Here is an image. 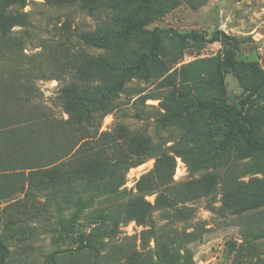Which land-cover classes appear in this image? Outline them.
<instances>
[{
  "label": "trees",
  "instance_id": "obj_1",
  "mask_svg": "<svg viewBox=\"0 0 264 264\" xmlns=\"http://www.w3.org/2000/svg\"><path fill=\"white\" fill-rule=\"evenodd\" d=\"M51 1L63 6L80 1L90 13L95 7H112L118 12L129 6L139 15L135 19L117 16L115 24L79 34L85 44L106 51L101 54L76 50L62 40H56L53 46L44 44L50 47L48 52L42 48L28 54L25 50L32 23L25 7L29 0H0V200L23 195L18 210L25 216L10 221H48L45 224L53 231L74 229L75 222L100 197L126 193L121 186L130 168L155 158L154 166L137 181L136 191L127 192L126 201L90 216L91 230L77 249L88 248L96 256L105 246L104 238L117 237L120 224L135 219L148 226L141 237L143 251L133 243L121 245L117 264H194L188 245L202 240L204 231H208L206 224L196 222L192 231L175 227L179 221L188 222L194 217V201L213 198L223 186L226 208L234 206L242 211L264 205V181L258 193L244 198V183L236 181L233 172H220L216 162L237 142L243 145L244 157L252 159V166L259 167V158L264 157V110L253 105L250 96L239 103L229 99L226 72L236 64L241 39L223 30L181 32L159 26L149 29L153 18L162 14L161 0ZM137 38L139 45L131 47ZM188 38L223 41L230 47L215 62L212 77L207 80L215 92L212 98L193 93L189 86L186 90L174 86L173 74H167L169 68L163 59L167 42L182 43ZM242 67L249 69L251 65ZM199 77L193 80L196 90L197 83H202ZM135 78L146 82L160 79V89L155 94H137L143 102L148 98L161 99L155 114L157 126L182 131L175 146L167 145L170 140L155 141L151 135L136 132L116 119L109 129L102 130L104 117L115 114L121 94ZM53 79L60 83L56 102L67 117L55 116L44 103L39 82ZM250 86V95L264 86V71ZM202 115L225 127L220 144L207 157L196 153L190 138L194 132L191 127ZM172 151L188 163L187 180L175 181L177 161ZM209 165L212 171L207 170ZM153 194L154 202L148 201L146 196ZM66 210L70 213L66 214ZM155 211L171 222V231L157 227ZM51 213L57 215L55 225L50 222ZM152 239L154 246L150 244ZM8 254V246L0 235V264L5 263ZM106 255L102 254V260Z\"/></svg>",
  "mask_w": 264,
  "mask_h": 264
},
{
  "label": "rangeland",
  "instance_id": "obj_2",
  "mask_svg": "<svg viewBox=\"0 0 264 264\" xmlns=\"http://www.w3.org/2000/svg\"><path fill=\"white\" fill-rule=\"evenodd\" d=\"M162 14L153 18L147 26L172 27L181 32L200 30L212 32L223 30L227 34L241 39L236 53V64L226 72V83L231 102L239 103L242 98L250 96V102L260 110H264V86L251 94L252 83L259 80L264 71V0H161ZM95 7L90 13L83 8L80 1L73 5L63 6L51 0H29L25 11L29 12L31 39L26 45L28 54H33L42 48L45 52L53 46L56 40L78 50L84 49L91 54L106 52L102 48L89 46L79 39L84 31H96L109 24H115V18L135 19L139 14L135 8L129 6L118 12L112 7ZM20 29V26H16ZM70 40V41H68ZM140 39H134L131 47L139 45ZM43 46V47H42ZM167 55L163 58L169 68L167 74L174 76V86L182 90L193 89V93H201L206 98L215 94L207 80L212 77L215 62L224 57L230 48L223 41L207 42L200 39L188 38L180 43L167 42ZM131 53L130 51H127ZM8 64V62H7ZM243 64H250L248 69ZM2 65V62L0 63ZM245 66V65H244ZM199 77L202 83L199 89H194V79ZM165 77V76H163ZM162 79V78H161ZM160 79L146 82L135 78L129 84L126 92L121 94L119 108L104 117L102 130L109 129L115 119L127 124L132 130L151 135L157 141H168L167 145H174L180 138L182 131L175 127L160 129L157 126L155 114L161 106V99L148 98L145 102L139 99L140 94H155L160 89ZM249 84V87H246ZM39 86L44 92V103L51 107L57 117H67L63 107L56 102V95L60 86L59 81L42 80ZM194 131L190 138L195 145L196 153L207 157L212 149L218 146L223 138L225 127L219 121H213L202 115L191 127ZM176 139V141H175ZM176 150V149H175ZM243 145L237 142L231 149L216 159L218 170L222 173L233 172L236 181L245 189L244 198L251 197L261 190L264 181V157L259 158L260 165L252 166V159L244 157ZM176 169L174 179L177 182L187 180L190 176L188 163L180 155H176ZM155 163V158H149L139 166L130 168L121 186L126 193L115 197H100L95 206L85 211L81 219L75 222V228L68 230L50 229L48 221L36 223L10 221L15 218H25L18 210L24 196L0 200V235L6 242L9 254L4 264H117L119 248L130 243L136 244L139 251L141 237L148 226L131 219L120 224L117 237L104 238L105 246L101 252L95 253L88 248L78 250L80 240H85L91 230V215L98 210L110 211L122 204L129 197L128 191H136V184L140 176L149 171ZM212 171L213 167L208 166ZM198 172L197 174H200ZM224 187L220 186L212 197H203L194 201V217L188 222L179 221L175 227L178 230H193V224L204 222L208 231H204L202 240L189 243L193 252L194 264H264V205L258 208H244L242 211L223 204ZM155 194L147 195L148 201L154 202ZM107 211V212H108ZM95 212V213H94ZM70 210H66L69 214ZM88 215V217H87ZM50 222L55 225L56 214L51 213ZM157 227L170 230L171 222L166 220L160 211L153 214ZM46 218V217H45ZM151 246L155 241L152 239ZM102 254H107L103 257Z\"/></svg>",
  "mask_w": 264,
  "mask_h": 264
},
{
  "label": "water",
  "instance_id": "obj_3",
  "mask_svg": "<svg viewBox=\"0 0 264 264\" xmlns=\"http://www.w3.org/2000/svg\"><path fill=\"white\" fill-rule=\"evenodd\" d=\"M93 264H96V260L94 261V263Z\"/></svg>",
  "mask_w": 264,
  "mask_h": 264
}]
</instances>
